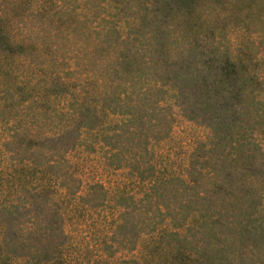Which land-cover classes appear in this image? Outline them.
I'll return each instance as SVG.
<instances>
[{
    "label": "trees",
    "instance_id": "obj_1",
    "mask_svg": "<svg viewBox=\"0 0 264 264\" xmlns=\"http://www.w3.org/2000/svg\"><path fill=\"white\" fill-rule=\"evenodd\" d=\"M197 2L0 0V264H264V42L242 73ZM173 108L207 130L177 161Z\"/></svg>",
    "mask_w": 264,
    "mask_h": 264
},
{
    "label": "rangeland",
    "instance_id": "obj_2",
    "mask_svg": "<svg viewBox=\"0 0 264 264\" xmlns=\"http://www.w3.org/2000/svg\"><path fill=\"white\" fill-rule=\"evenodd\" d=\"M263 3L264 0H198L194 6L197 10L194 16L196 17V30L199 32L198 34L200 35L203 30L206 33L213 32L218 37L217 41L220 51L224 49L234 62H238L243 68L242 73H246L247 69L260 67L259 62L255 60L260 58L261 47L264 42V33H262L264 30ZM194 45L192 47L194 49L187 50L182 57H185L184 59L190 65L195 63L198 65L200 63L204 64L206 59H209L208 48H205L207 42L200 40ZM221 57L222 54L219 52L218 58ZM261 93H264V87H261ZM172 113L174 116L173 121H171L172 133L167 137H162L161 140L169 141L170 156L177 161L180 158L185 159L184 151L186 150L185 143L187 139L190 141L194 138L204 140L207 138V130L198 123L185 120L174 108L172 109ZM166 116L162 115L160 117ZM150 119L151 115L149 114L144 117L145 122H148ZM161 126L164 127L163 125ZM152 130L153 128L150 126L146 128L144 130L145 137L148 138ZM84 141L89 142L90 140L84 139ZM197 153H207L208 164L211 166L216 165L219 167V170L225 169L227 161L216 162L218 164L214 162L216 158L220 157L219 152L208 153L205 149L197 148ZM206 182L207 179L199 180L198 187L195 188L206 190ZM208 199L211 198L208 197ZM216 203L217 200L214 201V204ZM212 232H214L213 229L205 228L201 237L211 241L213 240ZM239 247V244L235 241L228 248L227 259L230 264H250L251 260L256 264L262 255L255 251L254 255L248 257L249 254L243 252V250H241L242 253L239 255ZM218 258L217 256L212 258L216 264L218 263Z\"/></svg>",
    "mask_w": 264,
    "mask_h": 264
}]
</instances>
